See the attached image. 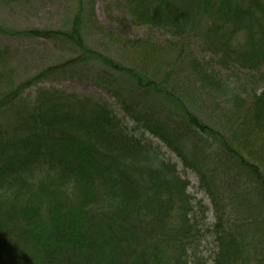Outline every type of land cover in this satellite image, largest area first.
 Returning <instances> with one entry per match:
<instances>
[{"label": "trees", "instance_id": "1", "mask_svg": "<svg viewBox=\"0 0 264 264\" xmlns=\"http://www.w3.org/2000/svg\"><path fill=\"white\" fill-rule=\"evenodd\" d=\"M117 2L136 27L148 29L150 39H168L170 51L161 43L154 51H174L177 61L157 59V82L85 48L82 31L93 14L91 3L79 7L69 31L0 26L3 36L62 40L82 52L78 59L17 81L7 64L11 53L0 50V264H264V221L257 227L239 219L230 204L236 219L219 216L214 227L218 246L211 259H202L205 233L192 214L190 183L162 152L169 150L185 170L201 176L212 196L226 199L211 189L215 172L205 154L220 148L257 185L264 203V91H252L239 137L226 140L158 75L163 65L178 71L186 64L180 72L200 79L197 94L213 92L212 99L242 109L247 103L238 97L243 85L227 84L218 73L245 72L252 80L264 73V0ZM147 45L142 49L146 55ZM89 61L106 63L132 79L128 91L106 89L122 118L108 103L46 85ZM141 89L157 97L156 107L137 102L134 95Z\"/></svg>", "mask_w": 264, "mask_h": 264}, {"label": "rangeland", "instance_id": "2", "mask_svg": "<svg viewBox=\"0 0 264 264\" xmlns=\"http://www.w3.org/2000/svg\"><path fill=\"white\" fill-rule=\"evenodd\" d=\"M87 3H91L93 6V14L91 15L89 12L90 23L87 22L82 31L87 50L109 59L121 68L127 69L128 72L140 75L145 81L157 82V59L160 62L162 59H164L163 61H169L167 59L177 61L174 51L170 54H162L158 49L155 53L154 47L158 48L160 43V46L163 47L161 49L167 50L165 44L168 39H157V35L156 38L150 39L147 28L136 27L125 12L119 11L117 0H0V26L8 30L19 31L36 29L54 32L69 31L72 28L73 19L78 14L79 7L86 6ZM148 41H151V44L147 45ZM141 44L150 48V51H146L147 55L142 50L144 45ZM3 49L11 53L7 57V64L10 65L9 70L12 71V77L14 76V80L17 81L26 80L47 68L82 57L80 50L71 48L68 43H64L62 40L49 42L42 39L13 38L0 35V50ZM200 56L205 61L210 60L209 55L202 54ZM105 64L99 61L86 62V65H78L76 68L69 69L67 75L57 76L46 82V85L49 87L53 85L70 96L108 103L116 110L115 114L122 118L123 113L118 102L107 93L106 89L115 88L128 91L131 88L132 79ZM169 66L163 65V70H160L161 73L158 75L162 74V79L170 81L169 89L174 88L176 95L181 96L188 103V109L205 124L217 129L226 140L235 139V135L239 137L240 128L246 122H244V118L250 102V99L247 98L252 96V91H256L257 95L264 91V73L262 76L259 73L254 74L253 80L249 79L245 72L222 69L218 73L220 79L227 84H234L238 87L243 85L242 96L238 97L247 99V103L237 111L236 106L230 101L221 103L222 100L212 99L213 92L202 94L199 91L197 94L199 88L197 81L200 79L189 76V73L180 72L183 71L186 64L178 67V71L171 70ZM236 86L232 85L234 88ZM126 91L123 95L126 94ZM134 97L137 98V102L146 103L152 107L157 105V97L152 94L151 90L141 89ZM230 100H233L231 95ZM229 119L231 120L229 121ZM130 124L131 127L135 126L132 122ZM139 132L145 134L149 140L153 139L148 133ZM157 142V139L153 140L155 145ZM250 146L251 144L246 145V147ZM215 149L211 152L209 149L205 150V154L210 159L211 168L215 172H213L215 183L211 184V189H216L217 194L223 195L226 199L218 198L216 194L212 196L209 189L203 184L201 176L193 171L185 170L175 155L162 148L165 156L177 166L180 176L190 183L188 193L191 195L194 207L192 214L195 220L201 221L202 231L205 233L199 246L203 260L211 259L218 246L214 227L218 223L219 216L227 219L232 215L236 219L235 212L231 213L229 210V204L236 208L237 214L240 216L239 219H250L252 225H257V227L261 221H264V207L260 204L262 196L257 185L251 184L248 177L243 176L236 166L235 160L220 151V148L215 147ZM259 149L254 142L253 150ZM243 155L248 159L246 150H243ZM251 228L250 226V235L254 234L256 237L257 230ZM259 229L262 234V226ZM262 235L264 237V234ZM247 239L250 241L253 238L248 236ZM208 264H212L211 260H208Z\"/></svg>", "mask_w": 264, "mask_h": 264}]
</instances>
